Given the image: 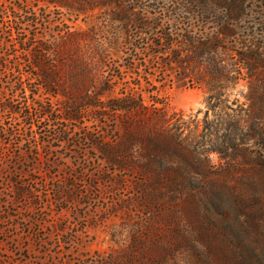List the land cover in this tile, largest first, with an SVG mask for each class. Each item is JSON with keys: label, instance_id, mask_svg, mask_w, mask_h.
I'll use <instances>...</instances> for the list:
<instances>
[{"label": "rangeland", "instance_id": "374dc122", "mask_svg": "<svg viewBox=\"0 0 264 264\" xmlns=\"http://www.w3.org/2000/svg\"><path fill=\"white\" fill-rule=\"evenodd\" d=\"M100 88L165 104L176 160H101L120 118L61 113ZM0 264H264V0H0Z\"/></svg>", "mask_w": 264, "mask_h": 264}, {"label": "trees", "instance_id": "16d2710c", "mask_svg": "<svg viewBox=\"0 0 264 264\" xmlns=\"http://www.w3.org/2000/svg\"><path fill=\"white\" fill-rule=\"evenodd\" d=\"M12 18L9 19L12 22ZM26 24H31L28 21ZM24 51L31 53L35 44L28 40L23 41ZM41 45V44H40ZM173 43H166L167 48H171ZM43 47V45H41ZM32 66L40 73L36 79H40L38 86L50 92V87L54 82L55 71L49 61L40 52L35 51ZM2 65V64H1ZM5 66V65H2ZM5 69V68H4ZM109 90L100 88L93 95H87L81 102L71 101L61 113L65 119L78 120L83 118L81 112L86 109H95L97 118L113 117L120 118L122 129L118 141L112 144L106 142L97 143L101 160L108 165L126 169L128 167H164L166 163L176 160V153L168 144V136L173 131L172 116L166 110V105L155 99L147 100L142 94L128 90L121 93L120 97L104 100L102 97ZM55 94V93H52ZM213 96H210V99ZM28 106L34 104V100L28 102ZM213 107H208V109ZM96 111H99L96 112ZM42 116H47L50 110L39 106Z\"/></svg>", "mask_w": 264, "mask_h": 264}]
</instances>
